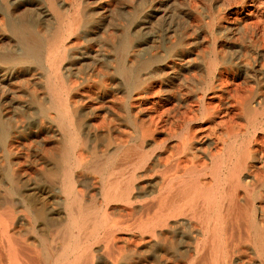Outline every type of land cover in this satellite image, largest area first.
I'll list each match as a JSON object with an SVG mask.
<instances>
[{"label":"bare ground","instance_id":"6f19581e","mask_svg":"<svg viewBox=\"0 0 264 264\" xmlns=\"http://www.w3.org/2000/svg\"><path fill=\"white\" fill-rule=\"evenodd\" d=\"M20 1L52 30L12 17L0 0L15 39L0 48V83L16 86L0 93V264H264L263 91L230 90L214 50L264 45L256 2L203 10L208 56L184 33H157L172 0ZM107 26L109 41L75 46ZM106 76L118 95L104 93ZM213 99L260 134L198 147L220 111ZM28 128L23 169L16 146Z\"/></svg>","mask_w":264,"mask_h":264},{"label":"rangeland","instance_id":"374dc122","mask_svg":"<svg viewBox=\"0 0 264 264\" xmlns=\"http://www.w3.org/2000/svg\"><path fill=\"white\" fill-rule=\"evenodd\" d=\"M7 1H9L8 2L9 12H10V15L12 17H15L16 19H18L21 22H30L32 27L35 30L40 31L41 33H46L48 31L52 30L51 23L49 22L48 19L38 18V17H34V16L30 17L26 14L27 13L26 9L28 7V3H25V2L20 1V0H16L15 2H11L10 0H7ZM32 1L33 2H31V4L29 3V6H31L34 3H37L36 0H32ZM114 1H112V5H115L116 1L115 2ZM118 1H120V4H122L121 1L126 2V3L129 1L134 2V3H136V2L143 3L144 1H148V3H151V2L156 3V2H159L162 0H118ZM225 1L231 2L233 0H231V1L225 0ZM247 1H249V0H247ZM253 1L256 2V4H257L256 5L257 10H259L258 8H260L259 11L256 10L258 12L257 14L259 15L260 13H262V10L264 13V0H253ZM257 1H258V3H257ZM211 2H213V0H172L171 4L167 8L172 13L168 22L167 21L162 22L163 20L158 21L157 23L155 22V24L159 25V31L157 33L159 34V32H162L165 29L173 30L177 34H178V32L184 33L185 35L190 37L192 40L194 39L195 43L193 46L198 47L197 49L201 50L202 52H204L208 56H210L209 52L211 51L210 50L211 46H213V44L210 42L212 39H210V36L208 37L206 35V33H202L200 26L204 22L203 10L206 11L208 8V10L213 12V3H211ZM120 4H118V5H120ZM12 10L15 11L14 14H13ZM11 11H12V13H11ZM263 16H264V14H263ZM0 17H1V19H0V37H1L0 41L2 40L1 41L2 43L0 42V46H2V47H0V48H7L10 46H14L15 39H14L13 35L11 34V32L7 28L4 27V25L2 23L3 16H0ZM113 19L111 20V22L113 21ZM157 25H156V27H157ZM190 29H191L192 33L189 31ZM103 31L105 32V35H104ZM103 31L100 34L101 36L91 34V36L78 37L80 39L76 38L74 40V44H75V46H96V45L100 46V45H102L103 42L109 41L112 37V35H111L112 31H111V28L109 26H107V28ZM109 31H110V33H109ZM185 31H186V33H185ZM257 33H258V31H255L252 34V36H253L252 38L255 39L254 41L260 40L259 39L260 34L258 33L259 34L258 35ZM195 34H196V36H195ZM204 34L206 36L207 41L202 40V38H201L202 35H204ZM109 35H111V36H109ZM6 41H8V42H6ZM199 42H200V44H198ZM206 42H208V44ZM91 43H94V45ZM1 44H3V45H1ZM202 48H204V49H202ZM235 49L236 48L230 49V47L229 48L223 47V49H222L221 46L217 45V43H216L215 49H214L215 55H216V57H218L217 60L219 59L218 61H224L225 65L228 66V68L226 70V75L228 78L227 87L230 90H232L233 86L234 87L237 86L239 89L240 88L241 89H251V91H247V92H251L250 95L253 97H254L255 92L262 88L263 98L261 100V106H264V83L262 80H260L261 78H260V74H259V72L264 70V45L263 46L262 45L255 46L254 48L246 47V49H244V48L239 49V50H235ZM242 50H243V52H242ZM237 53H238V55H237ZM213 56H214V52H213ZM82 74H83V69L81 68L79 75H82ZM243 77H244V79H243ZM76 80L79 81V78L77 77ZM106 80H107V82H106ZM100 82L103 83L102 89L105 90L104 93L112 94V95H118L119 94L120 86L116 83L115 80H113L112 77L110 78V76H106ZM230 83H231V85H230ZM260 84L262 87L260 86ZM228 85H230V86H228ZM9 86H10V88H9ZM155 88H158L157 91H159V93L164 92L163 89L159 88V85L157 83H155L153 85V90H155ZM15 89H16V86H15V84L13 85V83H7V84H5L3 82L0 83V93L11 92ZM160 89H161V92H160ZM254 90H255V92H254ZM214 103H219L218 107H219L220 111H218L217 114H214L216 116L214 118H216V119L213 120V126H212V124H211L210 128L208 126V128L203 130L204 133L201 131L202 136L204 135V137H202L201 138L202 140H200L197 143L198 147H200L201 149L210 150L211 152H216V150L218 148H219V150L221 149V147H222L221 144L224 141L228 140L232 133L236 134L237 140L249 139V138H252V136L254 134H257V135L260 134V130L258 129V125H256V124H255V126L251 125L248 122V120L244 114H240V113L236 114V112L233 113L230 110L226 109L225 108L226 103L222 100L218 102L217 99H213V104ZM169 105H171V104H169ZM258 110H260V108H258ZM260 119L264 120V114L261 115ZM175 129H176L175 130L176 135H179V133L182 131V129L179 127L175 128ZM30 131L31 130L29 128L24 131L23 137H21V139L18 141L17 146H16V147H18V145H19V148H17L21 152V153L20 152L18 153V156L20 159L19 163L22 165L21 168H23V169L29 168L28 164L32 158L31 153H29L26 149H25V151H27V153L25 151H23L24 148L26 147V145H28V142L30 141V137H31ZM229 134H230V136H229ZM173 139H174V141H173ZM168 142H171V144H175L176 143L175 137H172L171 139L165 141V147L167 146L166 149H168L170 147L169 146L170 143L168 144ZM219 142H221V143H219ZM166 143L168 145H166ZM202 146H204V147H202ZM22 147H24V148H22ZM215 147H216V149H215ZM170 150H172L171 147H170ZM22 152H23V154H22ZM167 153H169V149H168ZM23 158H24V162L22 161Z\"/></svg>","mask_w":264,"mask_h":264}]
</instances>
